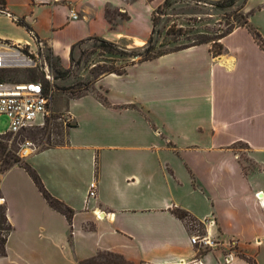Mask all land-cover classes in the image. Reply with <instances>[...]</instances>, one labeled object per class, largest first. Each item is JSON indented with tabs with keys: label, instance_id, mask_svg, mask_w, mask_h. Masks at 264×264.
Here are the masks:
<instances>
[{
	"label": "crops",
	"instance_id": "0c3cea01",
	"mask_svg": "<svg viewBox=\"0 0 264 264\" xmlns=\"http://www.w3.org/2000/svg\"><path fill=\"white\" fill-rule=\"evenodd\" d=\"M163 2L4 0L0 39L65 64L94 37L143 45ZM241 4L264 42V0ZM217 42L216 54L209 41L127 62L68 99L67 143L26 163L72 210L70 224L11 166L0 174L10 227L0 264H80L102 251L128 264H264V49L241 25ZM202 234L212 246L190 242Z\"/></svg>",
	"mask_w": 264,
	"mask_h": 264
},
{
	"label": "rangeland",
	"instance_id": "374dc122",
	"mask_svg": "<svg viewBox=\"0 0 264 264\" xmlns=\"http://www.w3.org/2000/svg\"><path fill=\"white\" fill-rule=\"evenodd\" d=\"M241 5V0L201 2L168 0L166 4L160 5L153 12L154 27L151 32V53H159L201 40H211L218 37L228 26L235 25L236 22H242L244 13ZM212 43L214 48H217V45L220 44L213 41ZM42 49L44 56H46L48 52L45 48ZM139 58V56L131 57L127 52L120 53L117 50L101 47L100 42L96 39L75 45L71 58L65 64L51 56L50 61L53 64L51 70L54 76L53 84L55 85L50 112V115H53L55 120L52 122L51 127H57L62 132V137L56 136L53 132L50 136L51 140L67 139L68 127L65 123L70 124V120L66 117L69 98L77 96L86 90V92L91 91L93 89L92 82L101 70L110 67L119 69L131 59L138 60ZM27 76L28 72L21 70L11 71L5 74L4 78L16 80ZM38 128L34 126L27 131L21 132V135L11 137L8 140V148L11 150L9 153L13 154L14 157H19L21 162H26V154L20 157V153L17 154V152L20 144L24 141L30 142V147L35 148L31 152L39 150L45 135L41 134ZM6 129L7 121L2 116L0 118V134L4 133ZM1 163L2 160L0 159V167ZM7 232L2 231L1 235H5ZM102 253L105 252H99V256L97 255L99 262L123 264L121 260L116 258L106 255L102 256ZM44 259L48 260L47 254H45Z\"/></svg>",
	"mask_w": 264,
	"mask_h": 264
},
{
	"label": "built area",
	"instance_id": "2783aa9c",
	"mask_svg": "<svg viewBox=\"0 0 264 264\" xmlns=\"http://www.w3.org/2000/svg\"><path fill=\"white\" fill-rule=\"evenodd\" d=\"M0 12L5 13L2 7ZM9 70H25L28 76L16 80L0 79V118L3 116L7 121V129L1 134L15 135L34 126H43L51 116L54 97V76L49 61L38 49L0 39V73ZM30 145L24 141L17 154L20 153V157L29 154L35 149ZM95 195L96 182L92 179L88 184L87 198ZM95 215L100 216L99 212ZM190 242L199 246H212L214 243L205 234L191 235Z\"/></svg>",
	"mask_w": 264,
	"mask_h": 264
},
{
	"label": "trees",
	"instance_id": "16d2710c",
	"mask_svg": "<svg viewBox=\"0 0 264 264\" xmlns=\"http://www.w3.org/2000/svg\"><path fill=\"white\" fill-rule=\"evenodd\" d=\"M220 1H237V0H220ZM167 2H168V0H164L162 5L166 4ZM3 5H4V0H0V6H2V8H3ZM18 23L21 24L20 21H18ZM152 24L154 27L153 15H152ZM238 25L247 26L249 28V30L252 32V34L254 35V38H255L256 42L258 43V45L264 49V42L259 37L258 33L254 29H252L247 23V14L243 15L242 22H236L235 25L228 26V28L225 31H223L221 34H219L218 37L213 38L211 40H201V41H198L195 43L209 42V41H213L214 43H216L219 38H221L222 36H224L225 34L230 32L235 26H238ZM152 31H153V29H152ZM151 36H152V34L150 35V37L147 39V41L143 45H140L137 47H131V48L121 47L114 42L107 41V40L99 38V37H94L93 39H96L98 42H100L101 47H104L106 49L109 48L112 50H117L120 53L127 52V54L131 57L139 56L140 58L138 60H146V59L156 57V56L166 52V51H163V52H159V53H151L152 52ZM220 48H221L220 44L217 45V48H214L212 45L213 53L214 54L218 53L220 51ZM51 56H52L51 53L48 52V54L45 57L47 58V60L49 61L50 65L52 67L53 64L50 61ZM130 61L132 62L135 60L131 59ZM122 70H123V66L119 67V69L113 68V67L105 68V69L101 70V72H99V74H97L96 77H98L102 74L111 73V72L121 73ZM11 71H21V70H9V71L2 72V73H0V79H4V75L11 72ZM53 87H54V91H55V85L54 84H53ZM86 91L81 93V94H78L77 96H74V97L81 96V95L85 94ZM54 120L55 119H54L53 115H51L50 117H48L46 119L44 125L38 128V130L41 132V134L45 135L44 140L43 141L41 140L42 145L40 146L39 149L50 148V147H54V146L64 145L65 143H67V139H65V140L59 139V140H54V141L51 140L50 136L53 132L55 133L56 136L62 137V132L60 131V129H58L57 127H54V128L51 127L52 122ZM65 125L67 127L72 126L71 124H69L67 122L65 123ZM29 129L30 128L23 130V131H27ZM23 131H20L15 135H21V132H23ZM15 135H11L9 133L0 134V159L2 160L1 167H0V174L3 173L4 171H6L10 166H12L14 164L22 166L25 169V171L28 173V175L30 176L33 183L36 185V187L38 188L39 192L41 193L42 197L46 200L48 205L50 207H52L53 209H55L56 211L60 212L62 215H64L66 220L70 224V220L72 217V210L67 205H65L62 201L55 198L53 195H51L46 190V188L42 184L37 173L26 162H21L19 157H14L13 154L9 153V151H11V150H10V148H8V140H10V138L14 137ZM173 213L178 218L185 219L187 217V213L181 209H175V210H173ZM189 221H193V220L189 218ZM187 222H188V220H187ZM9 228L10 227L7 224L5 213H4V207H0V255L4 254V243H5V235H1V232L2 231L7 232L9 230ZM104 252L105 253L101 254L102 256L103 255L110 256V257L116 258L118 260H121L123 264H128V262L126 260H124L120 255L112 253V252H108V251H104ZM97 255L98 254H96L93 257L81 260L80 264H105V263L99 262V260H98L99 255L98 256ZM106 256H105V258H106ZM248 263L254 264L251 260H248Z\"/></svg>",
	"mask_w": 264,
	"mask_h": 264
},
{
	"label": "bare ground",
	"instance_id": "6f19581e",
	"mask_svg": "<svg viewBox=\"0 0 264 264\" xmlns=\"http://www.w3.org/2000/svg\"><path fill=\"white\" fill-rule=\"evenodd\" d=\"M95 213H98V211H96Z\"/></svg>",
	"mask_w": 264,
	"mask_h": 264
}]
</instances>
